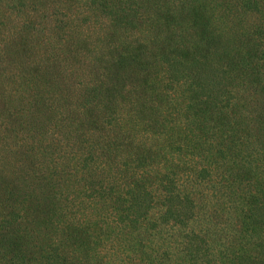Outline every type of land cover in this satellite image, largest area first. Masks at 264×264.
Listing matches in <instances>:
<instances>
[{
  "label": "rangeland",
  "instance_id": "obj_1",
  "mask_svg": "<svg viewBox=\"0 0 264 264\" xmlns=\"http://www.w3.org/2000/svg\"><path fill=\"white\" fill-rule=\"evenodd\" d=\"M260 183L264 0H0V264H264Z\"/></svg>",
  "mask_w": 264,
  "mask_h": 264
},
{
  "label": "trees",
  "instance_id": "obj_2",
  "mask_svg": "<svg viewBox=\"0 0 264 264\" xmlns=\"http://www.w3.org/2000/svg\"><path fill=\"white\" fill-rule=\"evenodd\" d=\"M200 63L198 65H193V68H190L188 69L189 71H192L193 72V75L191 76H194V77H198L200 75V73H202L203 71V67L200 65L201 64V61H199ZM247 69H251L250 71L252 73H255L256 71L259 70V65H258V62L257 61H252L250 62L247 66H246ZM218 71V70H217ZM220 72V71H219ZM222 75V72L218 73V72H215L213 73L211 76H210V81H213L215 80L216 76H219V75ZM208 83V82H207ZM206 99L208 100L207 104L202 102L203 104H205V106L209 107L211 105H215L214 103V100L215 97L211 94V93H208L207 96H206ZM201 101V99H200ZM216 149H219V148H216ZM216 163H221L220 161L216 162ZM215 165V163H214ZM227 173L228 170H227ZM136 184V183H135ZM129 189V191L125 192V205H126V211H130L126 218H128L129 220H131L132 218L131 217H135V214L133 211H137L138 213L142 214L140 216V220L143 219L146 215H148V212L150 211L149 210V201L150 199L152 200H157L159 198H164L166 202V209L165 211H170L169 214H172L174 217H176L177 220L179 221H182V220H185L186 223H188L189 219H191L193 217V213H194V210H193V202H194V199H193V196H192V192H188L184 189L183 193L181 192L179 186L177 184H175V187L170 189L169 191H166L164 194H161V192H151L150 193V190L149 188L145 189L143 188V186H140L138 187L137 185H135ZM262 183L258 184V187L256 188V193L257 194H248V195H245L243 196V198L247 201L250 200V197H255L256 195V202L254 203L253 207L251 208L250 212H251V216H255V213H254V210L257 212L258 209L260 208V205H264V200H261V193H259V191H261L263 189V187L261 186ZM131 190V191H130ZM263 198V197H262ZM173 200V207L170 208V202ZM261 203V204H260ZM192 204V205H191ZM168 209V210H167ZM248 210V207L245 208V212ZM173 211V213H172ZM185 227V226H184ZM194 228H192L190 230V227L189 228H184V231L188 234H192V239L193 240H190L188 239L187 241L184 240V239H181L180 241V244L183 243V250L186 251L188 248H193L196 246L195 243H193V247H189V244L194 242V238H193V233H194ZM187 235V234H186ZM235 255H237V257H241V256H246L245 253H243L242 251L240 250H236L235 251ZM247 258H249L250 260H254L252 257H249V256H246ZM257 262V261H256ZM255 264V263H253ZM256 264H259V263H256ZM260 264H263V263H260Z\"/></svg>",
  "mask_w": 264,
  "mask_h": 264
}]
</instances>
